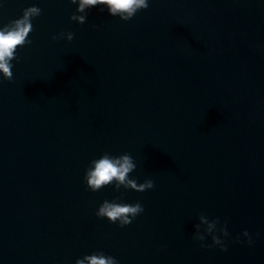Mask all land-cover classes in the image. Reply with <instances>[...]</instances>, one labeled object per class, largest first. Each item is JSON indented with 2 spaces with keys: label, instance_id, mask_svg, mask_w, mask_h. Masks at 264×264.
<instances>
[{
  "label": "water",
  "instance_id": "obj_1",
  "mask_svg": "<svg viewBox=\"0 0 264 264\" xmlns=\"http://www.w3.org/2000/svg\"><path fill=\"white\" fill-rule=\"evenodd\" d=\"M32 3L31 43L0 81V264L94 249L120 264H264V0H151L128 20L92 7L84 23L71 0H5L0 24ZM104 151L130 153V175L154 187L89 189ZM113 197L144 211L125 226L95 215ZM202 212L226 221V248L193 239Z\"/></svg>",
  "mask_w": 264,
  "mask_h": 264
},
{
  "label": "clouds",
  "instance_id": "obj_2",
  "mask_svg": "<svg viewBox=\"0 0 264 264\" xmlns=\"http://www.w3.org/2000/svg\"><path fill=\"white\" fill-rule=\"evenodd\" d=\"M150 2L151 0H71L75 10L70 13L69 19L84 23L88 10L98 7L101 11L106 10L111 16L128 20L141 9L148 8ZM4 3L5 0H0V7H3ZM40 13L41 8L38 4L32 3L24 7L16 18L0 24V81L13 78L12 62L14 59H19L17 49L31 43L29 33L33 29L32 19ZM73 35L70 30L62 31L54 33L52 39L72 40ZM136 166L133 156L126 151L118 154L104 151L89 160L84 170L83 181L92 191H97L106 185H111L115 190L123 188L144 191L153 188V179L146 177L138 182L137 177L130 175ZM143 211L144 205L139 200L128 202L120 197H113L102 200L95 209V215L107 218L109 222L119 226H125ZM193 228V239L198 240L201 247L217 246L220 249L227 247L225 238L229 237V232L226 221L221 222L219 217L209 218V215L202 212L198 215ZM208 236L211 238V243L206 242ZM240 236H243L245 242L249 244L253 242L247 229H243L236 239L239 240ZM74 264H120V261L103 249H94L77 257Z\"/></svg>",
  "mask_w": 264,
  "mask_h": 264
}]
</instances>
